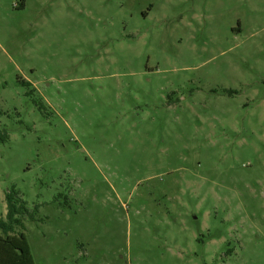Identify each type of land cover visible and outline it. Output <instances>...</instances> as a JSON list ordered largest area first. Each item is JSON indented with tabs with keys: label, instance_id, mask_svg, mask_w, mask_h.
Returning a JSON list of instances; mask_svg holds the SVG:
<instances>
[{
	"label": "rangeland",
	"instance_id": "obj_1",
	"mask_svg": "<svg viewBox=\"0 0 264 264\" xmlns=\"http://www.w3.org/2000/svg\"><path fill=\"white\" fill-rule=\"evenodd\" d=\"M11 190L33 264H264V0H0Z\"/></svg>",
	"mask_w": 264,
	"mask_h": 264
},
{
	"label": "trees",
	"instance_id": "obj_2",
	"mask_svg": "<svg viewBox=\"0 0 264 264\" xmlns=\"http://www.w3.org/2000/svg\"><path fill=\"white\" fill-rule=\"evenodd\" d=\"M22 84L29 86L27 82ZM5 200V217L0 218V264H33L23 224L26 216L33 218V215L15 190L7 192Z\"/></svg>",
	"mask_w": 264,
	"mask_h": 264
}]
</instances>
